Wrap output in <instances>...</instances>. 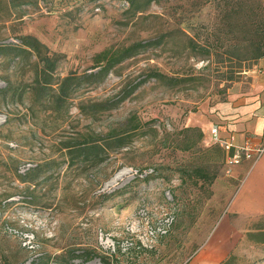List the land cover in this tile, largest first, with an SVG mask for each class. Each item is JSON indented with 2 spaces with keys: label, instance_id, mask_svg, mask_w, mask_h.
<instances>
[{
  "label": "rangeland",
  "instance_id": "obj_1",
  "mask_svg": "<svg viewBox=\"0 0 264 264\" xmlns=\"http://www.w3.org/2000/svg\"><path fill=\"white\" fill-rule=\"evenodd\" d=\"M128 6L0 0V46L31 36L56 64L46 98L35 89L43 64L34 54L0 55V264H61L58 255L65 256L62 264L88 257L86 264H103L101 256L138 241L149 251L118 255L113 264H195L211 256L207 243L255 158L228 165L212 128L199 119L224 103L236 83L247 88L255 80L262 2L167 0L136 15ZM179 29L197 32L210 56L192 51ZM166 32L160 45L116 65L102 83L84 78L70 85L65 102L54 101L61 80L96 72L103 52ZM152 72L187 80L168 84L147 78ZM107 100L117 105L97 112L93 104ZM188 127L199 128L202 139L198 131L187 134ZM188 135L198 142L184 149ZM101 138L103 161L75 151ZM199 166L211 180L197 178ZM146 172L152 173L140 177ZM176 210L177 223L160 241ZM229 221L231 231L220 234L231 238V250L221 264H264V214H232Z\"/></svg>",
  "mask_w": 264,
  "mask_h": 264
},
{
  "label": "trees",
  "instance_id": "obj_2",
  "mask_svg": "<svg viewBox=\"0 0 264 264\" xmlns=\"http://www.w3.org/2000/svg\"><path fill=\"white\" fill-rule=\"evenodd\" d=\"M126 1L129 5L127 8V11L130 12L132 15H136V14L145 12L148 9V7L154 2L159 3L161 1H167V0H126ZM261 2H262V10L264 13V0H260V3ZM179 31H181V33L187 37L189 48L192 51L198 52L200 55H203L205 57L210 56V48H209L208 44H204V43L201 44V42L197 41V38L199 37V34L197 32H195L193 34V36H191L185 30L179 29ZM171 32H166L164 34H161L156 39L149 40L147 42H137L135 44H132V45L125 47V48H122V49H118V50H114V51L107 50V51L103 52L101 54V60H99L96 64V67H97L96 72L84 73L81 76H77L74 74H70V75L65 76L61 80L60 84L58 85V89H57L56 94H54L52 96L54 101L55 102H65L69 98L68 90H69L70 85L73 83L78 84L80 82V80H83L84 78L90 80V82L94 83V84L102 83L106 79V77L108 76L109 72H111V70L116 65L122 63L123 61H125V60H127L133 56H135L141 49H145V48H148L150 46L160 45L161 41L163 39H165V37L167 35H169V33H171ZM41 47H43V46L41 45V43L37 39H35L31 36H23L20 38V44H4V45H1L0 46V55H5V56L12 55L15 58H18V57L22 58L24 56V54H34L37 57L38 61L43 64L42 69H41V75L38 74L36 77V80H35V85H36L35 89L37 90L38 93H40V92L45 93L46 98H50L51 94H49V92H47V91L52 89V83H51L50 79L53 76V73H54L55 68H56V64H55V61L51 57H49L48 55L41 52V50H40ZM257 47H258V52L252 59V60H254L253 65H255V63L260 58L264 57V32H262V37H261L260 42H259ZM245 60H247V57H245ZM102 61H106L105 64H102ZM236 73H239V72H236ZM236 73L229 74L227 80L230 82L234 81ZM147 78H155L159 81H164L165 83H168V84L169 83H171V84L182 83V82L187 80L186 78L167 77V76H165L159 72H152V73L147 75ZM129 93H127L126 96H128ZM124 98H125V96L122 99H124ZM116 105H117V102L112 101V100H107L104 102H99V103L93 104V106H95L97 108V112L108 111L110 109H113ZM80 110L84 112V106L80 107ZM193 131H198V141L201 140L203 137V132L199 128L188 127V128H186L185 132L187 134H189L190 132H193ZM187 137L189 138V145L187 147H185L184 149H189V148L193 147L194 145H196L198 142L197 140L196 141L193 140V135L192 136L188 135ZM103 139L104 138H101L97 141H95V140L84 141L77 146V148H76L77 150H75V151L78 153V155H83L87 159L90 158L91 155H95L97 157L98 161H103L105 158L102 155V153H104L105 149H106V146H105L106 140H103ZM102 140H103L104 144H102V142H100ZM211 150H213V151L217 150L218 152L220 151L225 158L227 157L226 152L218 144L216 146V150H214V149H211ZM232 152H233V150L230 152V154H232ZM203 168L204 167H202V166H199L197 168V170H196L197 171L196 172L197 178L202 179L204 181L211 180V178H209L207 176L206 172H204L205 170H203ZM149 175H151V174H148L144 178L148 177ZM165 199H166L165 203H167L169 205H175L174 198L172 201L167 200L166 197H165ZM173 215H174V220L171 223V225L169 226L166 234H164L160 237V241L164 240L165 238H167L170 235L172 228H174L175 224L177 223L178 210H176ZM143 251H149V249L147 247H145L144 245H142L138 241V242H134L125 251H123L122 248L118 247V249L116 251L110 252L107 256H101L100 259H101L103 264H113V261L116 259L115 257L118 255L124 256V255H129V254H132L135 252L140 253ZM64 257H65L64 255H58V256H55V260L62 264V262H60V260H62ZM88 258H90V257H88ZM88 258H86L82 264H86ZM66 264H73V263L71 261H68V262H66Z\"/></svg>",
  "mask_w": 264,
  "mask_h": 264
},
{
  "label": "crops",
  "instance_id": "obj_3",
  "mask_svg": "<svg viewBox=\"0 0 264 264\" xmlns=\"http://www.w3.org/2000/svg\"><path fill=\"white\" fill-rule=\"evenodd\" d=\"M254 68L257 74L249 87L236 83L229 89L224 103L212 114L199 119V123L208 130L216 126L222 140L233 138L232 143L236 147L250 143L253 150L264 144V57L255 63ZM194 122L195 118H190V123ZM232 214H264V152L254 159L251 171L230 201L227 218L219 222L217 231L208 241L205 252H210L211 256L195 264H221L229 254L231 238H226L220 232L231 231L228 226ZM218 230L220 236H216Z\"/></svg>",
  "mask_w": 264,
  "mask_h": 264
},
{
  "label": "built area",
  "instance_id": "obj_4",
  "mask_svg": "<svg viewBox=\"0 0 264 264\" xmlns=\"http://www.w3.org/2000/svg\"><path fill=\"white\" fill-rule=\"evenodd\" d=\"M211 133L213 135V138H215V141L217 143H219L221 145V147L227 152V157H226V161L227 164H239L243 159H258L264 152V144L263 145H259L257 146L254 150L252 149L251 145L248 143H246L244 146H242V148L238 147V148H233V144L232 142H226L225 140H222L219 136H218V128L215 126L212 128ZM232 152V154H230L229 152ZM152 172L148 173L146 172L144 176H140V177H145L148 174H151ZM174 220V215L171 216L170 221L163 224V228H161L162 230L160 231L161 233L158 234L159 237H161L162 235L166 234L169 226L171 225V223ZM152 225H155V223H152ZM133 244V243H132ZM132 244H130L129 246L124 247L125 250L130 247ZM123 249V251H125ZM115 251V250H114Z\"/></svg>",
  "mask_w": 264,
  "mask_h": 264
},
{
  "label": "bare ground",
  "instance_id": "obj_5",
  "mask_svg": "<svg viewBox=\"0 0 264 264\" xmlns=\"http://www.w3.org/2000/svg\"><path fill=\"white\" fill-rule=\"evenodd\" d=\"M220 230V229H219Z\"/></svg>",
  "mask_w": 264,
  "mask_h": 264
}]
</instances>
